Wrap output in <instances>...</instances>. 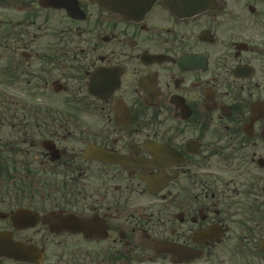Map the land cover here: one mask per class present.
Instances as JSON below:
<instances>
[{
  "label": "flooded vegetation",
  "instance_id": "obj_1",
  "mask_svg": "<svg viewBox=\"0 0 264 264\" xmlns=\"http://www.w3.org/2000/svg\"><path fill=\"white\" fill-rule=\"evenodd\" d=\"M0 264H264V0H0Z\"/></svg>",
  "mask_w": 264,
  "mask_h": 264
}]
</instances>
